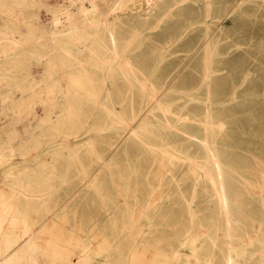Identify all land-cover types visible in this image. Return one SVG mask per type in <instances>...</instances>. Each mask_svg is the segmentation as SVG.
Wrapping results in <instances>:
<instances>
[{
    "label": "rangeland",
    "instance_id": "obj_1",
    "mask_svg": "<svg viewBox=\"0 0 264 264\" xmlns=\"http://www.w3.org/2000/svg\"><path fill=\"white\" fill-rule=\"evenodd\" d=\"M66 1L51 0L57 7ZM227 1L230 0H216L215 6L223 9ZM200 8L195 7L194 14L198 15L195 18L201 17L202 6ZM38 13L40 19L46 21L52 10L45 5ZM4 17L0 12V21ZM225 26L227 55L225 62L217 63L219 70L211 80V110L213 115L224 118L223 134L217 144L223 157L237 170L231 174L241 209L237 213L239 229L235 243L251 238V244L244 242L242 259L250 264H264V0H242L240 9L231 12ZM40 33L41 30L32 31L28 41L18 45L15 51H48L45 38L38 40ZM22 59L17 61L22 72L13 76L24 78L26 86L13 90L12 99L4 105L6 111L0 105V121H5V114L10 112L21 121L15 123L17 128H27L31 134L39 133V141L52 143H47L39 152L33 145L25 156L17 153L8 159L0 166V183L11 175L15 166L35 167L44 162L55 166L57 175L51 178L59 187L51 191L40 207L41 219H36L33 226L37 225L40 248L49 244L46 240L52 239L61 253L65 251L69 258L76 260L70 250H77L76 244L87 240L93 246L90 264H103L106 260L114 264L123 261L145 264L149 253L136 262H130L127 257L130 226L144 229L142 240L166 251L179 248L178 241L184 231L199 230L201 235L206 234L212 226L211 219L216 216L217 204L205 173L189 171L187 162L162 160L159 154L132 141L129 136V132L141 123L140 116L150 102L148 87L139 88L134 79L109 80V107L112 109L109 113L100 106V82L94 81V93L78 94L73 98L76 111H67L73 116L51 113L52 123L50 120L39 123V117L49 112L44 99L51 76L45 70V58L43 61L33 56ZM52 75L57 76L58 72ZM7 81L2 80L1 84ZM153 83L171 85L157 97L170 102L172 110L203 116L204 106L200 100L206 91L200 78L172 82L155 79ZM151 109L157 117L162 116L156 106ZM117 111L124 114V121L116 120ZM84 124L88 132H83ZM153 124L156 131L167 138H179L163 128V124ZM53 126H58V132ZM182 126L192 132L200 129L191 121ZM8 128L9 125L4 127ZM3 136L6 137L5 132ZM20 140L16 138L13 143L17 145ZM110 144L116 145L113 150ZM58 148L60 152L52 154ZM95 153L100 154L105 163L96 162ZM104 237L108 238L107 244ZM217 241L221 243L224 238L219 236ZM214 255L215 260H219V251L215 250ZM39 256L40 264H49L46 254ZM56 258L60 260L58 255ZM173 264H180V260Z\"/></svg>",
    "mask_w": 264,
    "mask_h": 264
},
{
    "label": "bare ground",
    "instance_id": "obj_2",
    "mask_svg": "<svg viewBox=\"0 0 264 264\" xmlns=\"http://www.w3.org/2000/svg\"><path fill=\"white\" fill-rule=\"evenodd\" d=\"M215 1L67 0L66 4L57 7L51 0H0V12L5 14L0 21V105L4 111V105L13 97V90L26 86L24 78H15L13 74L22 72L17 61L21 62L27 56L37 60L45 58V70L51 76L44 99L49 112L39 117V123L49 120L52 123L51 113L73 116L67 112L76 111L73 98L78 94L94 93V81L100 82V106L111 113L107 82L115 78L134 79L138 81L139 88L146 86L151 94L150 102L140 116L141 123L129 132L131 140L159 154L162 160L189 163V171L203 172L209 181L217 212L206 234L201 235L199 230L184 231L178 241L179 248L166 251L143 241L144 229L130 226L127 249L130 262L139 261L142 255L149 253L145 264H173L177 260L180 264H250L242 256L244 242L251 244L252 239H240L239 244L235 243L239 229L237 213L241 209L231 174L237 170L223 157L218 147L217 139L223 134L225 123L224 118L213 115L210 89L211 80L219 70L217 63L226 60L225 22L231 12L240 9L242 0L227 1L223 9L217 8ZM45 5L51 7L52 14L50 19L42 21L38 9ZM201 6L202 15L195 18L198 17L194 14L195 7L201 9ZM36 30H41L38 40L44 37L49 50L17 53V46L28 41L31 32ZM52 72H58V75L53 76ZM192 77L200 78L201 85L205 87V96L200 100L204 106L202 117L172 110L170 102L157 97L171 85L153 83L155 79L172 82ZM2 80L14 82L1 84ZM153 106L161 117L155 115V110L151 109ZM114 116L117 121L125 120L120 111ZM4 118L5 121H0V166L17 153L25 156L33 145L39 152L47 143H52L39 141V133L31 134L27 128H17L15 123L21 121L10 112ZM187 121L197 123L200 129L195 132L186 129L182 123ZM155 122L163 124V128L176 133L179 138L169 139L160 134L153 124ZM7 125L9 128L5 130ZM83 126V132H88L87 125ZM53 129L58 132V126H53ZM16 138L21 139L17 145L13 143ZM115 146L110 144V149ZM60 150H53L52 154H58ZM95 160L105 163L98 153H95ZM56 173L55 166L48 162L35 167L19 165L1 181L0 264H14L13 254L7 258L2 256L18 239L22 243L17 252L27 255L28 262L37 252L46 254L49 264H90L93 252L90 241H80L76 244L77 250H70L76 260L69 258L65 251L61 253L52 239L46 240L49 244L43 248L35 243L34 237L38 236L34 222L41 219L39 209L51 191L59 187L51 178ZM148 219L151 220V216ZM15 226H20L17 233ZM219 236L224 238L221 243L217 241ZM107 241L108 238L104 237V243ZM215 250L220 253L219 260H215ZM249 252L253 253L252 250ZM56 255L60 260H56ZM103 264L114 262L106 260Z\"/></svg>",
    "mask_w": 264,
    "mask_h": 264
},
{
    "label": "crops",
    "instance_id": "obj_3",
    "mask_svg": "<svg viewBox=\"0 0 264 264\" xmlns=\"http://www.w3.org/2000/svg\"><path fill=\"white\" fill-rule=\"evenodd\" d=\"M37 228V225L34 227V229ZM15 232H19L20 226L14 228ZM16 238V235H15ZM35 243L38 244L37 238L34 237ZM22 243L21 239L16 240V242L13 244V246L2 256V258H7L10 255H14V264H40L41 258L37 252L34 253V256L31 257V261L28 262L27 255H22L21 253L18 254L17 251H19V247ZM18 254V255H17ZM25 261V263L23 262Z\"/></svg>",
    "mask_w": 264,
    "mask_h": 264
}]
</instances>
